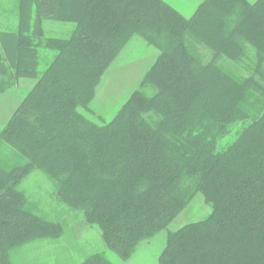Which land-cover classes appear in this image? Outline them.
<instances>
[{"label":"trees","instance_id":"16d2710c","mask_svg":"<svg viewBox=\"0 0 264 264\" xmlns=\"http://www.w3.org/2000/svg\"><path fill=\"white\" fill-rule=\"evenodd\" d=\"M18 16L17 31L0 34L13 74L0 83L37 81L0 129V146L25 160L11 169L0 161V264L62 234L25 206L19 186L34 170L123 260L202 193L212 213L169 233L159 263L264 264V0H204L191 18L164 0H19ZM47 20L76 28L46 38L36 23ZM136 36L160 53L140 89L98 125L80 109ZM42 49L56 55L40 73ZM83 264L111 263L97 254Z\"/></svg>","mask_w":264,"mask_h":264},{"label":"rangeland","instance_id":"374dc122","mask_svg":"<svg viewBox=\"0 0 264 264\" xmlns=\"http://www.w3.org/2000/svg\"><path fill=\"white\" fill-rule=\"evenodd\" d=\"M167 5L183 17L191 18L204 0H164ZM19 0H0V34L16 32L19 24ZM39 31L46 38H69L76 26L53 20L42 21ZM37 28H34L35 31ZM40 73L52 62L55 52L41 50ZM159 50L150 46L139 36L134 37L114 59L97 88L93 102L81 114L98 125L110 122L132 93L140 89L147 72L155 63ZM5 55V54H4ZM4 64V59L1 57ZM9 68V63L4 65ZM36 78L23 77L14 89L8 88L7 81L0 83V129L9 121L24 97L36 83ZM247 125L240 123L219 141L217 151L226 148ZM0 161L11 169L23 165L25 160L10 146H0ZM26 208L43 220L59 224L62 234L57 239L32 241L11 252L12 264H83L89 257L103 255L111 264H160L159 258L166 246L169 233L201 221L212 213L202 193H197L187 208L169 226L149 240L141 242L128 260L110 250L98 226L89 225L81 211L61 203L57 196L54 180L40 170H34L20 184Z\"/></svg>","mask_w":264,"mask_h":264},{"label":"crops","instance_id":"0c3cea01","mask_svg":"<svg viewBox=\"0 0 264 264\" xmlns=\"http://www.w3.org/2000/svg\"><path fill=\"white\" fill-rule=\"evenodd\" d=\"M248 1L250 3H255L257 0H248ZM3 55L4 54H3L2 49H1V46H0V82L2 80H5V79H7L8 81H10L11 79H13L12 70L10 69L9 66H8L9 68L6 69V67L4 66L6 64V62L4 61V64H3V62L1 61V57H3ZM17 85H18V81L12 87H10V85H8V88H9V90L10 89H14V88H16ZM0 94H3L1 88H0Z\"/></svg>","mask_w":264,"mask_h":264}]
</instances>
